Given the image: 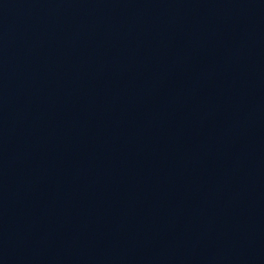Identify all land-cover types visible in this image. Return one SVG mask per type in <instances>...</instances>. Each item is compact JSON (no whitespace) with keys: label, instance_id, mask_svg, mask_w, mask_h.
Returning <instances> with one entry per match:
<instances>
[{"label":"water","instance_id":"water-1","mask_svg":"<svg viewBox=\"0 0 264 264\" xmlns=\"http://www.w3.org/2000/svg\"><path fill=\"white\" fill-rule=\"evenodd\" d=\"M116 264H264V140Z\"/></svg>","mask_w":264,"mask_h":264}]
</instances>
